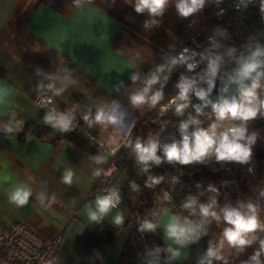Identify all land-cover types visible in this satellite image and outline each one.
I'll return each instance as SVG.
<instances>
[{"label":"crops","instance_id":"0c3cea01","mask_svg":"<svg viewBox=\"0 0 264 264\" xmlns=\"http://www.w3.org/2000/svg\"><path fill=\"white\" fill-rule=\"evenodd\" d=\"M180 3L166 0L157 15L147 9L137 12V0H0V87L6 93L0 104V231L21 221L45 238L62 235L54 264H121L128 235L121 225L139 200V182L148 163L139 159L134 146L137 141L144 146L153 142L154 126L146 114L154 106L147 98L160 92L161 104L176 95L183 71L170 55L192 35L209 30L214 11L230 0H204L187 16L180 13ZM153 77L156 82L149 86ZM44 84L51 86L56 107L84 123L106 149L125 150L108 178L123 200L119 207L102 214L96 204L103 197L107 151L81 137L51 140L33 132L55 125L33 102ZM145 88L146 102L133 104L132 96ZM101 109L115 110L120 123L97 121ZM218 123L204 124L200 131L211 133L215 125L221 135L232 121L222 127ZM215 147L201 162L204 169L221 172ZM68 171L73 173L70 184L63 180ZM17 190L30 192L25 205L11 200ZM210 190L211 210L200 224L179 223L166 208L156 212L155 225L170 250L168 263L208 264L210 259L211 264H257L252 257L260 252L258 261L264 264V207L256 194L213 184ZM156 199L157 205L162 189ZM228 211L244 218L255 215L259 227L242 234L250 244L233 246L224 238V230L234 227L225 220ZM118 215L121 223H116ZM173 217L178 227L195 229L186 232L183 245L168 236ZM113 227L120 229L112 234ZM209 248L222 258H209Z\"/></svg>","mask_w":264,"mask_h":264},{"label":"built area","instance_id":"2783aa9c","mask_svg":"<svg viewBox=\"0 0 264 264\" xmlns=\"http://www.w3.org/2000/svg\"><path fill=\"white\" fill-rule=\"evenodd\" d=\"M213 15L214 22L209 30L192 35L188 43L180 45L170 55L178 68L183 71L181 83H190L192 90L219 74L245 49L255 45L264 37V0H230L227 5L218 7ZM261 82L264 80L255 85ZM179 96L180 87L176 95L170 97L167 102L156 104L146 114L147 121L157 127L161 123L163 114L175 108L170 125L158 132H153L152 141L158 145L156 155L160 158V163L149 160L142 181L147 183L154 175L163 173L161 169H164L167 176L162 187L163 199L156 205L155 214L161 208H166L175 215L179 223L200 224L201 193L196 192L197 184L194 177L186 171L187 164L180 163L178 160H169L164 151L166 146L173 143L179 145L182 142V138L176 133V117L187 111L194 112L188 102L179 99ZM33 102L41 111L56 117L53 120L56 126H59L57 120L61 115L69 117L71 123L66 132L73 137H81L96 149L110 154V159L102 171L101 179L105 185L102 193L103 197L115 193L118 202L114 208L119 207L123 200L118 188L108 184V178L117 168L115 160L124 159L125 150L123 148L106 149L105 144L99 141L84 123L66 110L56 107L48 84L39 87ZM185 103L187 107L178 112V105ZM230 128L235 126L228 125L223 133ZM220 165L222 176L213 180V185L217 188H225L236 183L238 179L241 181L248 179L257 169L252 156L243 163L235 160H221ZM189 203L191 207H185ZM60 241H62V235L45 238L27 223L14 222L0 231V264H54ZM89 264L95 263L91 261Z\"/></svg>","mask_w":264,"mask_h":264},{"label":"clouds","instance_id":"9594fccd","mask_svg":"<svg viewBox=\"0 0 264 264\" xmlns=\"http://www.w3.org/2000/svg\"><path fill=\"white\" fill-rule=\"evenodd\" d=\"M166 0H137L136 11L143 12L147 9L152 14H160ZM204 3V0H181V3L178 5L179 11L182 15L187 16L189 13H192L197 8L201 7ZM256 67L255 64L249 65L245 69V74L248 71L254 69ZM135 79V77L133 78ZM156 82V78L153 77L152 80L148 82L149 86ZM51 87V86H49ZM180 96L179 99L183 101H187L188 93L192 90V85L188 82H183L180 84ZM256 85H253L255 88ZM149 89L145 88L142 93L136 94L132 96V103L139 105L146 102L147 93ZM59 95V91L56 93ZM201 98L204 97L205 93L203 91H199L196 93ZM254 96L253 91L249 90L243 93V101L242 103H237L233 101L231 104L228 102L224 103L223 107H217L218 115L221 119H224L226 115H230L231 117H238L242 120H249L257 115V107L248 106L252 104V98ZM162 98V94L160 92L155 93V95L147 98V102H150L151 105L155 106L158 101ZM261 105L264 106V102H261ZM187 107V104H180L177 107V111H181L183 108ZM235 109V111H233ZM46 120L52 121L56 119L53 115H48L45 117ZM87 120L88 117H85ZM95 119L99 122H108L110 124L120 123L121 118L116 114V111L113 110L110 113H105L102 109L97 112ZM59 126H61L64 130L69 128L71 120L69 117L61 115L57 120ZM187 124L181 125V131L184 133L182 142L178 145L173 143L165 147L164 151L169 160H178L180 163L188 164L195 160L202 159L215 144V152L217 159L219 160H235L239 162H247L251 156V145L255 140V136L245 137V129L244 128H230L225 133L221 134L219 140L215 139V128L216 126H212L211 133L206 131H198L193 134L194 137V145L190 147V137L187 134ZM247 139L246 143H240V141ZM135 150L139 155V159L141 161L147 162L149 160L154 161L155 163H160V158L156 155L157 151V143L150 142L147 146L142 145L139 141L135 144ZM99 172H97V175ZM73 173L68 171L63 180L65 183L70 184L72 182ZM154 183H158L159 181L154 180ZM30 196V192L27 190H17L12 196L11 200L15 202L17 205H25L28 202V198ZM118 202V197L115 193H111L108 196L98 197L96 200L97 208L100 213H106L109 211L111 207H115ZM185 207H191V203L186 204ZM252 208V206H249ZM253 211L254 208H253ZM201 212L204 215H209L208 207H201ZM92 219H96V213H92ZM211 215L215 216L216 214L213 212ZM225 220L233 225L234 227L226 228L224 230V238L228 241L230 245L233 246H244L246 244H250L251 241L243 238V233H248L256 230L259 225L255 215H252L248 218H244L238 212L228 211L225 214ZM122 217H116V223H121ZM143 229H153L154 225L148 223L147 221L141 226ZM195 231V229L189 227H178L175 218H171V223L168 224V236L175 240L177 244L183 245L185 240L188 238L186 236L187 233H191ZM261 251H264V241L261 242ZM174 256H178V252H173ZM260 252H257L255 256L252 257L253 260L257 261L259 264L258 257ZM207 256L209 258L216 257L217 259H221L216 255V251L212 248H209ZM203 264V261L201 262ZM208 264H211V260L209 259Z\"/></svg>","mask_w":264,"mask_h":264},{"label":"trees","instance_id":"16d2710c","mask_svg":"<svg viewBox=\"0 0 264 264\" xmlns=\"http://www.w3.org/2000/svg\"><path fill=\"white\" fill-rule=\"evenodd\" d=\"M253 91L257 93L258 96L262 95L264 97V82L256 85ZM241 97V96H240ZM240 97L234 99L235 102L240 103ZM233 102V101H232ZM231 102V103H232ZM260 101H256L253 106L257 107V115L249 120L245 121L238 117L232 118V124L235 128H244L245 137L255 136V140L251 145V156L254 159L256 166V183L249 187L246 182L242 181L238 183V189L240 191H250L256 194L258 201L264 207V106L261 105ZM229 103V104H231ZM175 108H171L169 111L163 114L161 118V123L157 127H153V132H158L167 128L174 116ZM206 113H198L187 111L183 114H179L176 117L177 126L176 133L182 138L183 135L181 131V125L187 124V134L190 137V147L194 145L193 134L200 131L202 126L209 124V122H218L220 117L218 112L214 113V117L210 118L208 122H205L204 117L207 116ZM34 133L47 137L51 140H57L62 137H72L71 134L66 132L59 126H47V127H36L33 130ZM240 141V143H246L247 139ZM202 160H195L188 163L185 167L186 171L194 177L195 184H197V193H201L200 196V210L201 207H208L209 212L211 210V198H210V182L214 179L221 177L222 174L219 171L202 170ZM238 163H241L237 161ZM159 181L154 183L153 181ZM139 186L142 193L139 196L138 202H136L133 207L127 212L122 228L128 231L126 241L124 243L122 252V262L121 264H169L170 260V250L168 246L164 243L161 229L155 225V208H156V194L162 189L163 181L158 175H154L147 183L143 181L139 182ZM208 215H204L202 212L200 214V221L207 220ZM154 225L153 229H143L141 226L145 222ZM119 227H113L111 233L114 234Z\"/></svg>","mask_w":264,"mask_h":264},{"label":"water","instance_id":"95a60500","mask_svg":"<svg viewBox=\"0 0 264 264\" xmlns=\"http://www.w3.org/2000/svg\"><path fill=\"white\" fill-rule=\"evenodd\" d=\"M253 64L256 67L245 74V69ZM261 80H264V37L245 49L219 74L195 87L187 102L194 112L216 111L217 107H223L225 102L231 103ZM199 91L205 93L203 98L196 94Z\"/></svg>","mask_w":264,"mask_h":264},{"label":"rangeland","instance_id":"374dc122","mask_svg":"<svg viewBox=\"0 0 264 264\" xmlns=\"http://www.w3.org/2000/svg\"><path fill=\"white\" fill-rule=\"evenodd\" d=\"M261 84V83H260ZM251 91H253V87L250 89ZM249 91V90H248ZM253 93H254V96H253V98H252V104H249L248 106H253L254 105V103L256 102V101H260V99L263 101L264 100V97L262 96V95H260V96H258L257 95V93L256 92H254L253 91ZM242 102H244L243 101V95L240 97V103H242ZM214 113H209V115H207V116H205L204 117V119H205V122H208L209 120H210V118H212V117H214V115H213ZM232 121V118H230L228 115H226L225 116V118L224 119H221L220 118V120L218 121L219 123H218V125L219 126H225L226 124H228L229 122H231ZM217 132H219V131H215V138H216V140H219V138H220V133H217ZM223 132V131H222ZM220 168H221V166H220ZM202 170H206V169H204L203 168V165H202ZM221 170V169H220ZM207 171V170H206ZM161 172H163V173H159V174H157L158 175V177L160 178H162V181H163V185L165 184V179H166V174H167V172L164 170V169H161ZM190 174V173H189ZM221 174H222V171H221ZM239 181L240 182H242L241 180H237L236 181V183H233V184H230L229 186L230 187H236V189H238L239 187H238V183H239ZM244 182H246V184L249 186V187H252L257 181H256V172H255V174H253L252 176H250L248 179H245V180H243ZM211 184H210V186H212V184H213V181L212 182H210Z\"/></svg>","mask_w":264,"mask_h":264},{"label":"snow or ice","instance_id":"6c2138e0","mask_svg":"<svg viewBox=\"0 0 264 264\" xmlns=\"http://www.w3.org/2000/svg\"><path fill=\"white\" fill-rule=\"evenodd\" d=\"M6 99V93L2 87H0V104H3ZM235 111V109L233 110Z\"/></svg>","mask_w":264,"mask_h":264}]
</instances>
